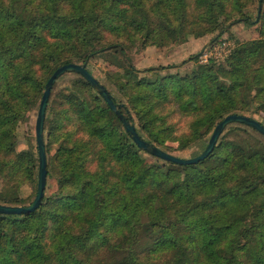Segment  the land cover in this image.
<instances>
[{
  "label": "trees",
  "instance_id": "16d2710c",
  "mask_svg": "<svg viewBox=\"0 0 264 264\" xmlns=\"http://www.w3.org/2000/svg\"><path fill=\"white\" fill-rule=\"evenodd\" d=\"M237 23L258 35L237 39ZM225 32L231 51L207 62L195 53L185 74L129 55ZM96 59L116 68L104 84L141 138L180 156L227 115L264 116V0H0V203L36 196L38 151L18 149L19 128L49 78L69 63L98 78ZM66 74L46 112L45 196L32 213L0 214V264H264L262 134L232 123L205 159L166 161L137 146L89 81ZM172 112L190 118L186 133Z\"/></svg>",
  "mask_w": 264,
  "mask_h": 264
},
{
  "label": "rangeland",
  "instance_id": "374dc122",
  "mask_svg": "<svg viewBox=\"0 0 264 264\" xmlns=\"http://www.w3.org/2000/svg\"><path fill=\"white\" fill-rule=\"evenodd\" d=\"M251 15L253 17L256 16V9L251 8ZM232 35L239 40H249L258 35V29L256 25H246L245 23H237L231 29ZM213 34L204 35L201 37L191 36L185 42H174L173 40L169 42L165 48H159L155 45H150L143 49L134 48L130 50L129 55L132 62L141 69L148 68L151 66H159V65H179V71L181 74H185L190 71L197 63L196 60L191 59L195 53L201 52L200 60L203 62L204 53L214 52L218 54L221 58L223 55L229 51V49L233 46L234 39L231 38L228 32H225L217 39L212 40ZM222 55V56H221ZM110 67L111 70H115L116 68L110 66L108 63H105L102 59H96L93 61L91 65L92 71L97 75L98 79L104 83L105 74L104 71L106 68ZM175 71L176 69H172ZM72 75L66 74L61 80L59 84L67 81ZM39 109V108H38ZM37 110L32 111L30 116V121L28 124H22L19 128V143L18 149H28L33 147L35 151L37 149L36 143V119H37ZM263 115H255L254 118L264 121ZM171 121L176 124L177 134H184L189 129L190 118L182 115L180 113L172 112ZM45 139H46V130H45ZM31 141V142H30ZM47 143V139H46ZM173 146H177V143H171ZM207 143L202 142L199 145H194L191 149H187L183 152L177 151V155L182 157H191V155H198L206 148ZM57 149V146L54 145L51 148V152L54 153ZM38 156V153H37ZM50 182L52 180H49ZM52 191V189H48L47 193ZM34 192V188L31 185H24L21 188V195L24 197L30 196Z\"/></svg>",
  "mask_w": 264,
  "mask_h": 264
},
{
  "label": "water",
  "instance_id": "95a60500",
  "mask_svg": "<svg viewBox=\"0 0 264 264\" xmlns=\"http://www.w3.org/2000/svg\"><path fill=\"white\" fill-rule=\"evenodd\" d=\"M78 73L82 75L87 81L91 83L95 91L98 92L109 104L111 109L116 113L120 121L125 126V129L128 133L131 134L134 142L137 146L148 152L150 155L159 157L166 161H171L180 165H188L193 163H198L199 161L205 159L209 154L212 153L221 134L224 132L226 127L232 123H242L252 129L256 130L264 136V125L260 120L249 117L241 114H230L227 115L221 122L215 127L207 147L203 152L197 156L193 157H180L173 154H170L163 150L162 148L144 140L138 134L136 129V123L128 118L121 110L120 104L114 101L111 93L109 92L107 86L96 78L86 67V64L79 63H69L59 67L49 78L46 83L45 90L40 102V106L37 112L36 119V143L38 149L39 157V172H38V186L37 193L34 200L28 205H9L0 203V214H28L34 212L42 203V200L45 196V190L47 187V152H46V139H45V122H46V112L49 103V99L52 93V88L55 82L66 73Z\"/></svg>",
  "mask_w": 264,
  "mask_h": 264
},
{
  "label": "built area",
  "instance_id": "2783aa9c",
  "mask_svg": "<svg viewBox=\"0 0 264 264\" xmlns=\"http://www.w3.org/2000/svg\"><path fill=\"white\" fill-rule=\"evenodd\" d=\"M230 51H231V48L229 49V51L225 55H227ZM210 58H220V57L218 54H215L214 52H210V53L205 52L202 60H203V62H207Z\"/></svg>",
  "mask_w": 264,
  "mask_h": 264
}]
</instances>
